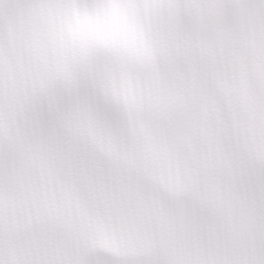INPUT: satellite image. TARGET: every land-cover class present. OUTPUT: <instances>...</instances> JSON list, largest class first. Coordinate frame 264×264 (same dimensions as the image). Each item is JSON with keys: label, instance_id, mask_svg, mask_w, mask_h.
<instances>
[{"label": "snow or ice", "instance_id": "1", "mask_svg": "<svg viewBox=\"0 0 264 264\" xmlns=\"http://www.w3.org/2000/svg\"><path fill=\"white\" fill-rule=\"evenodd\" d=\"M0 264H264V0H0Z\"/></svg>", "mask_w": 264, "mask_h": 264}]
</instances>
